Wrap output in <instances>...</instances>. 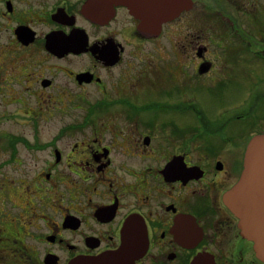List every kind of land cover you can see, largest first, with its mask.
<instances>
[{
	"label": "flooded vegetation",
	"instance_id": "af4514ba",
	"mask_svg": "<svg viewBox=\"0 0 264 264\" xmlns=\"http://www.w3.org/2000/svg\"><path fill=\"white\" fill-rule=\"evenodd\" d=\"M130 1L144 18L123 0H0V264H264L225 201L264 123L255 113L257 129L232 138L218 121L194 158L190 144L164 140L167 124L178 131L177 105L159 103L193 96L191 78L222 83L242 70L254 80L258 62L264 69V0H189L160 25L161 5L179 0ZM197 13L221 22L213 36L250 58L236 54L234 66L227 55L222 71L189 30L162 55L164 33L179 34Z\"/></svg>",
	"mask_w": 264,
	"mask_h": 264
},
{
	"label": "rangeland",
	"instance_id": "374dc122",
	"mask_svg": "<svg viewBox=\"0 0 264 264\" xmlns=\"http://www.w3.org/2000/svg\"><path fill=\"white\" fill-rule=\"evenodd\" d=\"M193 12L195 13L196 10H194ZM223 22L225 23V21ZM217 23L221 24V22H217L216 19L209 20V19L204 18L202 15L198 13L197 15H190L189 18L186 21H184L183 25L180 27L181 31L179 32V34H174V36H170L168 38V36L170 35V32H167V35L166 33H164V35L160 39V41L162 42L161 45L163 46V48H158V50L161 51L162 55L167 54L169 51H171L170 50L171 45L178 44V43L182 44L183 40L186 39L185 33L187 30H189L193 33L202 34L204 36L200 38V40L202 39L201 42L207 43V45L209 46L208 50L210 51L209 56L216 59L214 60L216 68L221 69L223 67L222 71L224 70V66L226 63L225 60H227L226 59L227 55L229 57V60L233 64L236 63L234 64V66L237 65L238 61H240L239 60L240 58L237 57L236 54L238 55L244 54L243 56L244 58H241V60L243 61H245L246 57L250 58V53L248 49L242 48L241 50L237 48L238 46L236 48L235 47L230 48L233 45L227 42L224 43L223 38L213 36L216 33L212 32V29L219 28L217 26ZM249 24L252 26L253 21L250 20ZM205 35H208V36L205 38ZM212 39H217L223 44V46H221L219 43H214L213 41H211ZM251 39L256 40L255 38H251ZM234 40L235 41L237 40L238 43L242 41L241 38L234 39ZM226 44L229 45V48L224 49V46ZM146 46H147L146 48L152 49L153 48L152 46L154 45L150 43H146ZM229 49L231 53H233L232 55H230V52H228ZM224 53L226 54L224 55ZM147 54H150V52ZM251 62L254 63L256 62V60L252 59ZM160 63L165 64V62L163 61H161ZM160 63H158L156 66H160L161 65ZM257 64H258L257 73H256L254 80H247L245 75H242V70L240 71L239 74L233 75V78H229L228 81H224L222 83L210 82L204 79L197 80L196 78H191V80L188 79L187 82L190 81L189 88L192 91V95L194 94L193 96H191L190 94L189 96L188 94H185L184 95L185 97H183L181 96V94H179L178 98L175 97L173 100L169 99V101L167 100L168 102H164L160 100L159 102L160 104L170 105L172 103H175L177 105L175 109H173V112L169 111V113H170V117L172 118L171 121L175 122L174 126L178 127L177 129L178 131L177 132L171 131L172 126L170 124H167L168 125L167 127H165L164 125L167 131L166 132L165 130H162V132L165 133L164 140L165 141L167 140V134H168L170 137H172L176 141V143H180L179 148L185 149L184 147L190 144L192 156L194 158H199L201 155H204L205 144L209 140L210 135H213L214 133H216V131L214 130L216 128L215 126L216 125L220 126L218 121H223L225 123L228 122L224 127L231 124L230 126H228V128H224L221 133V134H227V137L230 136L233 138L236 135L242 136V135L247 134L249 130H256L257 129L256 126L253 127V123H252L255 120V113L258 114V116L260 117L259 118L260 122L264 123V82L263 80H261L262 83L256 86H253V81L255 80L257 81L258 78L264 76V69L261 67L262 63L258 62ZM253 65H256V64H253ZM173 66H175L174 68L177 70V75H178V72L181 71V68H182L181 59H180V63L175 62ZM245 66L246 65H244V67ZM180 75L181 74H179L178 76ZM156 78H159V77H156ZM137 79L140 80V78H137ZM147 81L148 83L151 82L149 80ZM141 83H143V80ZM253 87L255 90H253ZM254 91H258L263 97L260 96L257 99L252 94V92L254 93ZM183 93H185V91ZM151 97L154 98V96L150 95L147 101H143L142 104L151 103L153 101L152 100L153 98ZM87 106H88V102H85V107ZM166 107L168 106L160 105L156 107H151V109L157 111L160 108H166ZM192 108L194 110H203L205 113H202L199 115L198 113L194 112ZM225 109H229V110L225 111ZM253 110H256V111L254 112ZM236 114H242L244 116H242L240 119H236V122L232 121L230 119V116L236 115ZM46 117H47L46 118L47 120L48 115ZM58 118L59 117H57V119ZM71 118L73 117L71 116L65 117L64 121L65 120L69 121L71 120ZM86 118H90V117L84 116V120ZM236 118H238L237 115H236ZM54 119L55 118H53V120L52 119L48 121L45 120V122H42L41 120V122L44 124L49 123L50 125L51 124L53 125L55 121ZM165 119H167V117H165ZM206 121H210V122H208L206 125ZM61 123L62 122L59 121L55 123V125H60ZM243 123L248 126V129L247 130L243 129L242 131H239L237 125H242ZM52 129L54 131V128ZM89 129L90 127H86L84 130L88 131ZM51 133L54 134V132L52 131ZM221 134H217V137L220 136ZM76 135H80V133L74 134V136ZM190 135L191 137L189 138ZM73 138L69 137V139L75 140ZM224 142L227 145L226 146L227 148L235 146L233 145L234 139L230 140L229 138H226ZM238 150L239 148L237 149V151ZM23 206H26V204H23ZM29 206L30 207L28 210L25 208V210L23 211L22 213L23 217H25L29 211L33 213L35 207L32 208V203L29 204Z\"/></svg>",
	"mask_w": 264,
	"mask_h": 264
},
{
	"label": "water",
	"instance_id": "95a60500",
	"mask_svg": "<svg viewBox=\"0 0 264 264\" xmlns=\"http://www.w3.org/2000/svg\"><path fill=\"white\" fill-rule=\"evenodd\" d=\"M123 2L135 15L144 18L132 1ZM188 5L189 0L165 1L157 24L174 17ZM225 201L238 217L242 234L253 241L257 256L264 261V132L255 134L247 144L243 169L239 179L225 193Z\"/></svg>",
	"mask_w": 264,
	"mask_h": 264
}]
</instances>
